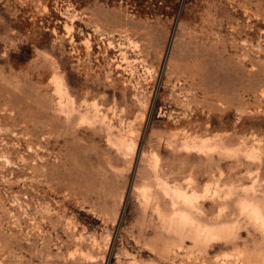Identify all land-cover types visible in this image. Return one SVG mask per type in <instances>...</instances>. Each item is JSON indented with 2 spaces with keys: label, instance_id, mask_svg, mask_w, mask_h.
<instances>
[{
  "label": "rangeland",
  "instance_id": "1",
  "mask_svg": "<svg viewBox=\"0 0 264 264\" xmlns=\"http://www.w3.org/2000/svg\"><path fill=\"white\" fill-rule=\"evenodd\" d=\"M0 264H264V0H0Z\"/></svg>",
  "mask_w": 264,
  "mask_h": 264
}]
</instances>
